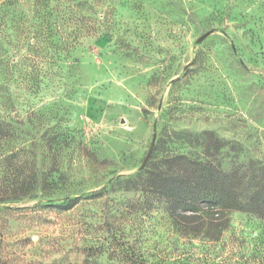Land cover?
I'll list each match as a JSON object with an SVG mask.
<instances>
[{
	"label": "rangeland",
	"instance_id": "374dc122",
	"mask_svg": "<svg viewBox=\"0 0 264 264\" xmlns=\"http://www.w3.org/2000/svg\"><path fill=\"white\" fill-rule=\"evenodd\" d=\"M1 122L0 264H264L263 218L186 232L145 185L264 177V0H0Z\"/></svg>",
	"mask_w": 264,
	"mask_h": 264
},
{
	"label": "trees",
	"instance_id": "16d2710c",
	"mask_svg": "<svg viewBox=\"0 0 264 264\" xmlns=\"http://www.w3.org/2000/svg\"><path fill=\"white\" fill-rule=\"evenodd\" d=\"M10 134L1 122L0 141ZM165 162L168 167L151 171L145 185L167 199L171 217L184 231L199 230L197 221L208 216L222 232L225 229L222 214L226 211L251 213L264 219V177L247 178L235 171H225L213 162L183 154L173 155ZM127 182L131 187L138 186L137 179ZM7 199V196L0 197V201ZM66 202L53 206L68 210L78 203V198H68Z\"/></svg>",
	"mask_w": 264,
	"mask_h": 264
},
{
	"label": "water",
	"instance_id": "95a60500",
	"mask_svg": "<svg viewBox=\"0 0 264 264\" xmlns=\"http://www.w3.org/2000/svg\"><path fill=\"white\" fill-rule=\"evenodd\" d=\"M211 33V31L203 34L199 39L198 41H201L202 39H204L206 36H208L209 34ZM155 138H156V133H154V136H153V141H152V145L149 149V152L144 160V163H143V166L142 167H145L146 163L148 162L149 158H150V155H151V152H152V149H153V145H154V142H155Z\"/></svg>",
	"mask_w": 264,
	"mask_h": 264
}]
</instances>
